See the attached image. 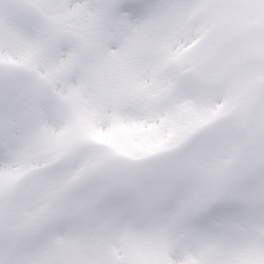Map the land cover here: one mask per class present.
I'll return each instance as SVG.
<instances>
[{
	"label": "snow or ice",
	"instance_id": "obj_1",
	"mask_svg": "<svg viewBox=\"0 0 264 264\" xmlns=\"http://www.w3.org/2000/svg\"><path fill=\"white\" fill-rule=\"evenodd\" d=\"M0 264H264V0H0Z\"/></svg>",
	"mask_w": 264,
	"mask_h": 264
}]
</instances>
